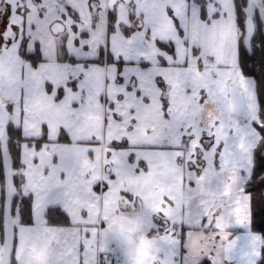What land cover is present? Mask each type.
Masks as SVG:
<instances>
[{"label":"snow or ice","instance_id":"1","mask_svg":"<svg viewBox=\"0 0 264 264\" xmlns=\"http://www.w3.org/2000/svg\"><path fill=\"white\" fill-rule=\"evenodd\" d=\"M0 264H264V0H0Z\"/></svg>","mask_w":264,"mask_h":264},{"label":"crops","instance_id":"2","mask_svg":"<svg viewBox=\"0 0 264 264\" xmlns=\"http://www.w3.org/2000/svg\"><path fill=\"white\" fill-rule=\"evenodd\" d=\"M224 37H225V34L223 32L220 33V36H219V40H220V43L217 45V50H219V48H221L223 46V41H224ZM246 199V198H245ZM244 209L243 208H238L237 211H243Z\"/></svg>","mask_w":264,"mask_h":264}]
</instances>
